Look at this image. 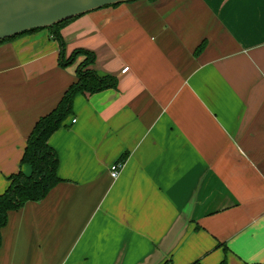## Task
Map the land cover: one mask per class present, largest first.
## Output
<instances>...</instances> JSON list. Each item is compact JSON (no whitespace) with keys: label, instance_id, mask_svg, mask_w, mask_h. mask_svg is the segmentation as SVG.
Masks as SVG:
<instances>
[{"label":"crops","instance_id":"obj_1","mask_svg":"<svg viewBox=\"0 0 264 264\" xmlns=\"http://www.w3.org/2000/svg\"><path fill=\"white\" fill-rule=\"evenodd\" d=\"M60 32L116 86L74 97L61 181L8 212L0 264L264 263V0H134ZM60 51L46 28L0 43V193L76 80Z\"/></svg>","mask_w":264,"mask_h":264},{"label":"trees","instance_id":"obj_2","mask_svg":"<svg viewBox=\"0 0 264 264\" xmlns=\"http://www.w3.org/2000/svg\"><path fill=\"white\" fill-rule=\"evenodd\" d=\"M76 17L46 28L52 38L57 40L61 47L59 55V64L61 66L73 64L78 57H81V60L75 68L76 80L64 91L55 107L38 118L28 135L20 162L22 165L25 164L30 167V173L25 174L22 170H19L7 177V187L0 193V244L1 229L7 223L8 212L20 209L28 201L42 200L61 181L57 175V155L49 145L48 139L61 126L68 115L71 114L74 97L77 94L96 93L116 86L115 77L108 75L100 76L93 69L92 65L95 61L94 52L78 48L73 50L68 58L65 59L63 57L64 40L60 30ZM39 29L27 30L6 38L0 41V43ZM201 49L202 45L197 48L196 52ZM219 264H225V261L223 260Z\"/></svg>","mask_w":264,"mask_h":264},{"label":"water","instance_id":"obj_3","mask_svg":"<svg viewBox=\"0 0 264 264\" xmlns=\"http://www.w3.org/2000/svg\"><path fill=\"white\" fill-rule=\"evenodd\" d=\"M134 0H0V41L89 11Z\"/></svg>","mask_w":264,"mask_h":264},{"label":"built area","instance_id":"obj_4","mask_svg":"<svg viewBox=\"0 0 264 264\" xmlns=\"http://www.w3.org/2000/svg\"><path fill=\"white\" fill-rule=\"evenodd\" d=\"M128 70V67H124L122 69V72H125ZM72 122H75V119L72 120ZM123 164L124 162L119 160V161H116V162H113L110 167H109V171H110V176L112 178H116L120 172V170L122 169L123 167Z\"/></svg>","mask_w":264,"mask_h":264}]
</instances>
